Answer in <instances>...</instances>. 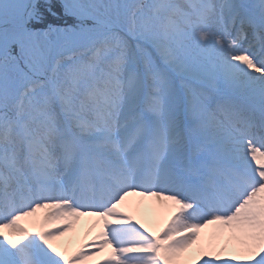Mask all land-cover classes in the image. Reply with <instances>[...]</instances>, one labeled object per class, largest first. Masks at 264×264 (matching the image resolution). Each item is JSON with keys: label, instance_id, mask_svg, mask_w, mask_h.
Here are the masks:
<instances>
[{"label": "snow or ice", "instance_id": "1", "mask_svg": "<svg viewBox=\"0 0 264 264\" xmlns=\"http://www.w3.org/2000/svg\"><path fill=\"white\" fill-rule=\"evenodd\" d=\"M94 259L264 264V0H0V264Z\"/></svg>", "mask_w": 264, "mask_h": 264}, {"label": "bare ground", "instance_id": "2", "mask_svg": "<svg viewBox=\"0 0 264 264\" xmlns=\"http://www.w3.org/2000/svg\"><path fill=\"white\" fill-rule=\"evenodd\" d=\"M129 201L131 203V206L133 209L138 208V218H140L145 224H147L150 228H159L161 222L163 221V218L165 217L163 214H161L157 207L155 206L154 202L151 201H143L139 204H136V202L133 201L132 197L129 198ZM89 219L90 221L95 222V218L93 217H83L82 220L78 223H76L74 229L70 232H68L62 239H70L71 244L74 246V242L77 241V237H79V232L85 219ZM99 230V227L96 225V223L93 226L92 230ZM77 246L72 250H75ZM191 251V250H190ZM107 252V250H106ZM225 256H227V253H224Z\"/></svg>", "mask_w": 264, "mask_h": 264}, {"label": "rangeland", "instance_id": "3", "mask_svg": "<svg viewBox=\"0 0 264 264\" xmlns=\"http://www.w3.org/2000/svg\"><path fill=\"white\" fill-rule=\"evenodd\" d=\"M59 243H60L62 246H66L68 249L73 248V246L71 245V243H69L68 240H64V241H63V239H61V241H59Z\"/></svg>", "mask_w": 264, "mask_h": 264}]
</instances>
